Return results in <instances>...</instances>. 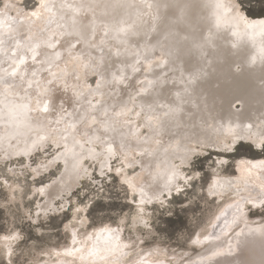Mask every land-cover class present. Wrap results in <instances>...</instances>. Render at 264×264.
Instances as JSON below:
<instances>
[{
	"label": "snow or ice",
	"instance_id": "1",
	"mask_svg": "<svg viewBox=\"0 0 264 264\" xmlns=\"http://www.w3.org/2000/svg\"><path fill=\"white\" fill-rule=\"evenodd\" d=\"M0 5H2L0 33L7 25L9 37L15 42V49L11 50L9 55L5 48V40L0 35V55L7 58L0 59V87L14 94L23 92L21 100L25 103L20 105L23 111L16 113V110H13L17 119L21 115L25 117L22 124L23 131L18 129L17 138L35 131V138L25 139L23 148L18 145L14 147L10 140L8 147H4V140L0 138V233H5L0 235V244L3 246L2 252L8 256L7 264H49L42 255L38 257L33 249L43 253L44 245L52 235L60 237L63 234L62 238L65 242L67 243L70 239L73 245L71 250L65 247L63 253L56 252L55 255L57 257L72 256L73 251H79L74 246L82 230L86 240L90 241L95 233H88V228L94 227L98 220L103 222L104 219H115V217H119L117 228L112 229L106 226L100 231L110 233L117 242L121 234L127 231V243L122 245L128 249L126 255H131L137 248L142 249L144 246L151 247L149 255L166 252V249H162L160 245L164 244L162 234L167 229L159 226L158 213L160 215L170 213L175 203L174 197L185 195L190 190L195 192L198 183L203 179L202 169L196 167V158L208 148H212L222 157L214 161V164L223 167L229 163L228 159L224 158L225 154L230 153L238 144L245 141L249 149L264 153V123L247 127L232 124L220 126L215 130L212 138L195 140L189 138L185 141L182 145L183 151L175 157L179 163H170L162 174L158 172L156 176H152L153 182L157 180V177L161 181L153 187L152 183L147 186L134 184L126 173V169L137 166V155L144 156L149 153L141 150L139 153L130 155L129 141L122 138L121 142L115 145L113 141L106 140L100 134L101 129L107 132L120 122L118 118H123V123L130 127V135H135L131 133L133 116L137 119L143 117V126L152 132L156 130L153 121L159 127H163L165 123L179 126L182 122L181 114L186 118L192 116V113L185 111L186 106L190 105L198 109L200 103H204L203 97L200 98V103H197L195 86L197 81L206 76L205 68L199 65L202 62L207 63V49L212 47L213 41L211 33L196 36L188 30L187 18L192 9L191 0H152L144 5L147 10L155 9V12L148 11L147 21L140 13H137L135 17L121 16L115 23L106 22L96 15V8L101 5L84 3L83 0L80 3L74 0L73 2L69 0H59V2L57 0H0ZM240 6L241 0H216L214 4L223 22L243 27L245 30L250 27L264 29V20L259 21L258 24L250 21L242 14ZM103 7L124 10L138 6L115 3L103 5ZM13 10L16 15L10 16L9 13ZM220 24L221 19H218L217 28ZM20 27L27 29L24 37L21 38L24 40L23 44L21 39L12 36V32L19 31ZM34 28L39 39L33 35ZM149 36L153 37L154 43L152 39H149L143 51L137 45L131 62H125L122 68L111 72V78L107 80L103 71L105 46H108V51L111 53V47L115 42L117 48L115 55L119 56L120 50L126 48L131 41L138 37L145 39ZM85 41H87L88 49L99 50L98 58L92 57L91 51L77 49V45ZM58 45L62 51L56 50ZM148 48L152 49L151 54L148 53ZM48 49L52 51L49 52ZM157 49L159 50L158 59L156 58ZM40 57L42 59H38ZM65 58L68 62L75 61L74 69L82 67L85 70V77L88 75L99 77L96 88L92 89L88 86L87 92L88 97L100 95L101 99L95 103L92 99L86 98L82 87L72 89L74 97L77 100L84 98L86 103V107L82 108L80 115L71 124L75 130L83 128L81 133L83 141L73 140V167L77 177H83L88 183L82 186L77 185L79 190L75 192L69 193L62 190L50 200L40 204L35 200L36 195L44 196L46 189L51 185H44L34 190L36 178L61 159H64L67 164V137H64V151H60L59 142L53 141L55 151L52 152L51 158H48L51 136L45 130L47 116L53 109L50 93L60 80H63L64 90L69 89L68 64L65 63L64 69H60L59 72L52 70L53 66L59 68V63ZM29 60L33 64L47 65L46 70L50 78L43 82L38 80L37 72L29 69ZM4 63H8V67H4ZM186 68L190 70L186 71ZM136 73H141L143 79H137L135 95H129V100L121 105L119 112H110L107 102L103 99L102 83L107 82L112 89L121 85L129 87V81ZM71 75L77 82L80 80L77 71H73ZM169 82L173 84L179 82L180 87L171 93L168 102L160 101L157 91V99L153 104H141L137 110V97L151 95L153 90ZM130 104L132 107H129ZM204 107H207L206 103ZM60 111L65 113L62 105ZM31 113L35 115L30 116ZM65 115L72 114L65 113ZM85 145L91 146L85 148ZM77 147L80 150L79 153L76 151ZM97 147L101 149L99 152L96 151ZM84 160L99 163L98 178L89 171L90 168H94V164L86 167ZM259 167L264 168V161ZM141 169L143 171L142 164ZM113 171L118 178V185L113 183L111 176ZM55 183L53 181V184ZM106 185H112V187L108 188ZM113 190L117 192V196L112 195ZM121 192L125 199L129 192L133 193L132 201L137 205L135 212L117 213V206L113 201ZM209 192H214V188H210ZM73 196L76 197L75 200ZM179 203L182 210L188 211L192 200L185 196V199ZM244 203L264 208V190H261L256 197L249 196ZM148 205L152 207L149 208ZM234 207L238 217L242 218L244 209L241 203L236 202ZM167 223L168 226L175 227V222L171 221L170 216ZM175 231L180 232V227H175ZM216 254L213 253V255ZM47 255L51 256L53 253L49 251ZM0 264H4L2 259ZM56 264H67V262L57 261ZM132 264H144V262L141 260ZM157 264H164V262L157 261Z\"/></svg>",
	"mask_w": 264,
	"mask_h": 264
},
{
	"label": "bare ground",
	"instance_id": "2",
	"mask_svg": "<svg viewBox=\"0 0 264 264\" xmlns=\"http://www.w3.org/2000/svg\"><path fill=\"white\" fill-rule=\"evenodd\" d=\"M57 2H59V0H57ZM69 2H73V0H69ZM74 2L80 3L81 0H74ZM83 2L101 5V7L96 8V15L106 22L113 23L121 16L126 17L127 15H132L135 17L137 13H140L144 20L147 21L148 11L155 12V9L147 10L144 7L147 2H152V0H83ZM115 3H129L137 5L138 7L124 10L103 7V5ZM215 3L216 0H191L192 9L189 11L187 18L188 30L192 34L196 36H205L211 33L212 35L213 44L212 47L207 49V63L204 64L202 62L199 65L205 68L206 76L197 81L195 86L197 103H200V98L203 97L207 107H204V103H200L198 109L192 108L190 105L186 106L185 111L192 113V116L191 118H186L181 114L182 122L179 126L165 123L163 127H159L156 125V122L153 121V125L156 129L154 132L143 126V117L137 119L135 116L132 117L131 124V133H135V135H130V127L128 124L123 123V118H118L120 122L116 123L113 129L107 132H104L103 129L100 130V134L104 136L106 140L113 141L115 145H118L122 138L129 141L131 144L130 155L139 153L141 150H146L149 153L144 156H136L137 163H139V166L136 167V172L132 173L131 170L126 169L128 178L132 180L134 184L147 186L149 183H152L153 187H155L157 183H160L159 177L153 182L152 176H156L158 172L162 174L170 163H179V160L175 159V157L183 151L182 145L189 138L193 140L197 138L204 139L205 137L212 138L215 135L216 129L220 126H227L228 124L247 127L249 125L258 126L264 123V84H262V82H264V29L250 27L245 30L243 27H237L233 24L223 22L219 10L214 7ZM0 7H2V5H0ZM240 11L247 19L257 24L259 21L264 20V14L252 15L242 6H240ZM9 15L15 16L16 13L13 10ZM218 19H221L219 28L216 26ZM53 30H55V26H53ZM26 31V28L20 27L19 31L12 32V36L21 39L24 37ZM0 35L3 36L5 48L8 50V54L11 55V50L15 49V42L9 37L7 25L4 26L3 32L0 33ZM33 35L39 39L35 28L33 29ZM149 39H152L154 43V39L151 36L145 39L139 37L134 39L126 48L120 50L121 54L119 56L115 55L117 51L115 42H113V46L111 47V53L108 51V46H105V63L103 71L107 80H110L111 72L116 71L118 68H122L125 62H131L133 53L137 50V45H139L140 50L143 51ZM21 43H24L23 39H21ZM77 49L91 51V55L94 58H98L100 55L99 50L88 49L87 41L78 44ZM56 50L62 51L59 45ZM48 51L51 52L52 50L48 49ZM147 51L151 54L152 49L148 48ZM156 58H159L158 49ZM0 59L6 60L7 58L0 55ZM38 59H42V57ZM65 63L68 64L67 71L69 75L67 80L69 89L65 91L62 87L63 80H60L50 93L53 109L47 116V126L45 130L51 136L49 143L51 146L50 150L54 147L53 151H55V144L53 141L59 142L61 145L60 151H64V137H67V164H65L64 159L59 160V163L57 162L59 166H56L57 163L52 166H56V168L61 166L59 173L54 178L41 185L39 182H36L33 187L34 190L44 185H51V187L46 189V194L41 197L39 201L40 204H43L45 200H50L62 190L71 193V191L80 184L83 178L77 177L76 175L73 167L74 160L72 155L73 140L83 141L81 135L83 128L75 130L71 127V124L80 115L82 108L86 107V103L84 98L77 100L73 95L72 89L74 87L77 89L82 87L86 98L92 99L93 103L101 99L99 94L91 97L87 96L88 86L95 89L99 77L95 75H88L85 77V70L82 67L73 68L75 61L68 62L67 58H65V60L59 63V68L53 66L52 70L59 72L60 69H64ZM28 64L30 71L37 72V79L41 82L50 78L46 70L47 65H41L40 63L33 64L31 60L28 61ZM4 67H8V63H4ZM187 70L190 69L186 68V71ZM73 71H77L80 76L78 82L71 75ZM137 79H143V75L141 73H136L131 77L129 87L121 85L115 89H112L107 82L102 83L101 91L104 93L103 99L107 102L110 112H119L121 105L129 100V95H135V90L138 86L136 83ZM179 87V82L175 84L169 82L153 90L151 95L145 94L137 97V110H139L141 104H153L154 100L157 99V91L159 93L158 99L162 102H168L171 93ZM22 96V91H19V94H14L11 91L6 92L0 87V138L4 140V147H8L10 140L14 147L18 145L20 148H23V141L25 139L29 137L35 138V131L25 133L20 136L19 139L17 138L18 129L23 131L22 124L25 117L21 115L19 119H17L13 110L15 109L16 113L23 111V109L20 108V105L25 103V101L21 100ZM61 105L65 113H70L72 115L61 113ZM129 107H132V105L130 104ZM157 111H159V109H157ZM29 115L34 116L35 114L31 113ZM58 120L59 123L57 124ZM137 124L141 126L137 127ZM41 134H43V132ZM157 141H159V143H157ZM90 146L91 145H85V148ZM100 150L99 147L96 148V151L99 152ZM53 151L48 154V158H51ZM76 151L79 153L80 150L78 147ZM217 158V160H219L222 157L217 155ZM224 158L229 160L227 155H225ZM262 161H264V155L251 156L246 154L236 156L234 158L235 164L233 165V172L223 173L216 169L213 175H210L211 180L208 183L209 188L206 185L208 188V192L206 193H209L212 199L217 201L218 204L217 211L210 220V224L214 223L213 225L211 224V226L213 227L215 224L231 216V225L234 226L239 223L241 224V230H235V232L239 233L235 236L231 235L232 237H229L230 239L228 240V245L236 249L235 254L223 255V257L220 256L219 259L205 263L202 257L204 255L208 256V254L217 247V242H213L209 246H205L206 248H204V250L201 249L203 252L201 254L198 253V259L193 260L191 264H264V216L263 214L257 216L247 214L250 210L259 209L264 211V208L253 207L251 204L244 203V200L249 196L256 197L261 190H264V168L259 167ZM89 162L93 161L84 160V165L87 167V163ZM93 163H97V168L99 169V163ZM141 164L143 165V171L141 169ZM51 168L46 171L52 173ZM89 171L91 172L90 169ZM150 173L151 175H149ZM53 181L56 183L53 184ZM210 188H214V192L210 193ZM39 196L40 195L37 194V198ZM43 198L44 200H42ZM236 202H240L244 209L242 218L238 217L234 207ZM106 226L115 229L118 225L116 226L110 222H105L88 228V233H95V236L90 241L86 240L85 233L82 230L81 234L77 237L78 242L74 246V248L79 249V251H73L72 256L61 255L57 257L55 255L56 252L63 253L65 247L71 250L73 245L70 240L69 244L63 247L54 245L51 250L42 253L43 259L48 260L49 264H56L57 261H66L67 264H132V262L141 260H143L144 264H157V261H163L164 263L168 262V259L166 260L164 257L165 251H162L159 255L155 253L149 255L151 247L146 246L142 249L137 248L131 255H126L128 249L122 246L124 243H127L124 233L121 234L120 240L117 242L110 233L100 231ZM202 227L203 226H200V228ZM214 227H216V225ZM202 229L205 230L204 228ZM203 230H201L202 232L197 231L198 233L193 237V242H191L193 247L201 245L204 237L209 234L208 230ZM3 234L5 233H0V235ZM208 241H210V239H208ZM208 241L206 240V242ZM223 242L224 241H222V244ZM2 248L3 246L0 244V249ZM49 251H51L53 255H47ZM177 251L178 250H175L169 253L175 260V263L179 262L180 257L183 255V253ZM185 251L188 253V250ZM220 251L222 252V250ZM215 252L217 253V251ZM187 253L184 254L187 255Z\"/></svg>",
	"mask_w": 264,
	"mask_h": 264
},
{
	"label": "rangeland",
	"instance_id": "3",
	"mask_svg": "<svg viewBox=\"0 0 264 264\" xmlns=\"http://www.w3.org/2000/svg\"><path fill=\"white\" fill-rule=\"evenodd\" d=\"M241 6L248 13H250L252 15L264 14V0H241ZM50 147L48 149V154L51 153V151H53V149H54V147H52L50 150ZM246 154L251 155V156L264 155V153H261L258 150L249 149L247 147V142L245 141V142H242V144H238L233 149V151H231L230 153L225 154L229 158V160H228L229 163H228V165H225L223 167L214 164V161H217V159H218L217 158L218 154H217V151H215L212 148H208L202 155H200L199 157L196 158V167L198 169H202L201 175L203 176V179L198 183V186H197L195 192H192L190 190L185 195H181L179 197H174L175 203L171 207V212L167 213L165 215H160L158 213L159 220H160L159 226L161 228L167 229L166 232H164L162 234V239L164 240V244L160 245V247L162 249H166V252H164V257L166 258V260L168 259V262H165L164 264H191L193 260L198 259V253L201 254L203 252L204 248H206L205 246H209L213 242H217V245H216L217 247L215 250L213 249L211 251L212 253L211 252L209 253L210 255L209 254H208V256L204 255L202 257L204 259L205 263L212 262L215 259H219L220 256L223 257V255L236 253V249L233 247H230L231 245H228V240L230 239L229 237L235 236V235H237V233H239V232H235V230L236 231L241 230V224L238 223V224H235L234 226H232L230 223L231 222V216H230V218H226V219L220 221L219 223L215 224L216 227H214L215 225L212 227L211 226L212 223L210 224V220L212 219V216L217 211L218 204H217V201L212 199L210 194L206 193V192H208V188H209L208 183L211 180V176L213 175V173L216 169H218L219 172L231 173V172H233V165L235 164L234 158L236 156L246 155ZM39 159H43V157H39ZM58 163L56 166H59ZM92 163L93 162H89L87 164L90 165ZM56 166L51 168L52 173H49L48 171L41 173L36 178V182H39V184L41 185L42 183H44V182L46 183L48 180L54 178L59 173V170L61 167L60 166L59 168H56ZM97 166H98V164L95 163L94 168H90V170H91V173L93 175L97 176V178H98L99 177V169L97 168ZM137 166H139V163H137ZM136 167L135 168H128V169L131 170L132 173H134L137 171ZM111 176L113 178V183L118 185V178L115 177L114 171L111 174ZM87 183H88V181L86 179L82 178L80 184H78V185L82 186V185H86ZM201 185H202V187H201ZM206 185L208 186V188ZM33 187H34V185H33ZM106 187L111 188L112 185H106ZM206 189H207V191H206ZM78 190L79 189L76 187L71 192H75ZM112 195L117 196V192L115 190H113ZM132 195L133 194H131L129 192L127 199H125L124 194L122 192L119 193L118 198L113 201V203L117 206V208H116L117 213H119L121 211L124 214H130V213L135 212L137 205L133 203ZM185 196L190 197L192 200L191 208L188 211L182 210L181 205L179 203L180 201H183L185 199ZM41 197L42 196H39L37 198V195H36L35 200L37 203H39V201L41 200ZM72 198H73V200L76 199L75 196H73ZM42 200H44V198ZM148 207L151 208L152 205H148ZM247 214L252 215V216H257V215L263 214V216H264V211H261L259 209L250 210ZM113 215L115 216V214H113ZM169 216L171 218V221L175 222V227H180V232H176L175 227L168 226L167 222L169 220ZM105 222H110V223L115 224L117 226L119 224V217H115V219H104L103 222L98 220L96 222L95 226L100 225V224L105 223ZM200 226H203L202 228H204L205 230L200 228ZM210 226L212 227L213 231L211 230ZM198 228H199V230H198ZM201 230H203V231L208 230L209 234H207L204 237L203 243L201 245H199L198 247H193L191 244V242H193V237L198 232H202ZM123 233H124V236H126V237L128 236L127 231H125ZM62 236H63V234H61L60 237H58L56 235H52L51 239L44 245V252L47 250H51L52 246L54 247V245L58 246V247H63L64 245L69 244L70 239L66 243L65 240L62 238ZM208 239H210V241H208ZM211 239H213V240H211ZM206 240L208 242H211V243L206 242ZM214 240H216V241H214ZM222 241H224L223 244H222ZM225 241H226V243H225ZM31 244H32V242L30 241L29 245L31 246ZM146 247H149V246H146ZM223 248H226V249H223ZM201 249H203V250H201ZM175 250H178L180 253H183V255L179 259L180 261L176 262V263H175V260L169 255V253H172ZM185 250H188V253ZM220 250H222L223 253ZM33 251L35 252V254L38 257L42 255V253L36 249H33ZM215 251H217V254L213 255V253H216ZM184 253L185 254L187 253V255H185ZM0 259H2L4 261V264H7L8 257L6 254H4L2 252V249H0ZM13 259H15V257H13Z\"/></svg>",
	"mask_w": 264,
	"mask_h": 264
}]
</instances>
